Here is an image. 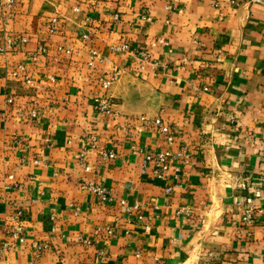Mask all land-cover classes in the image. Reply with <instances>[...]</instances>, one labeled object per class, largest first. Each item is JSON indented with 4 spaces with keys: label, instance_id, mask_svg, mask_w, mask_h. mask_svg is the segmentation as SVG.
I'll list each match as a JSON object with an SVG mask.
<instances>
[{
    "label": "crops",
    "instance_id": "0c3cea01",
    "mask_svg": "<svg viewBox=\"0 0 264 264\" xmlns=\"http://www.w3.org/2000/svg\"><path fill=\"white\" fill-rule=\"evenodd\" d=\"M14 1L0 0V245L15 225L22 238L0 264H264V0ZM115 75L98 113L96 78ZM167 150L184 153L160 180L145 155Z\"/></svg>",
    "mask_w": 264,
    "mask_h": 264
},
{
    "label": "built area",
    "instance_id": "2783aa9c",
    "mask_svg": "<svg viewBox=\"0 0 264 264\" xmlns=\"http://www.w3.org/2000/svg\"><path fill=\"white\" fill-rule=\"evenodd\" d=\"M8 5H13L14 0H6ZM145 20H149V18H144ZM22 41H26V38L21 39ZM128 47L126 45H123L120 47L118 50L120 51H126ZM41 52H46V49L44 47L40 48ZM96 52L92 53L91 56V61L89 62V66L93 67L94 62L96 59ZM36 61V58L33 59ZM15 78L19 79L23 84L33 87L34 86V81L33 79L27 75L25 68L23 66H19L12 74ZM118 79V75H115L111 78H107L105 76H98L96 78V83L98 88L100 89V95L97 96L94 99L95 103V111L98 113H104L106 115H111L113 113V101L112 98L109 96V91L111 88V85ZM51 82H54V78L50 79ZM9 103H12L11 100H8ZM30 117L35 119L37 118V113L32 112L30 114ZM161 130L166 134V141L169 144V146H172L174 144V137L172 134L168 133L167 128L162 127ZM184 151H178V152H173V150H167L166 152H162L156 155L153 154H146L145 159L148 162H152L154 166L157 168V177L158 179L162 180L166 177L169 176L168 172L165 170L169 168V164L171 162H177L181 156L183 155ZM105 158L107 159H113L114 155L112 153L105 155ZM38 163V162H37ZM175 173H178V169L174 168ZM17 184L14 182V177L9 176L7 178V182L4 184V191L5 192H10L13 191L14 189L17 188ZM83 190L88 191L90 193L95 194L103 203H111L113 201V198L111 194L103 187V186H97V185H92V184H84L81 187ZM170 192V189L167 190V193ZM122 205H125V202H122ZM239 207L242 208L241 210V221L242 224L246 227H249L253 225L254 223V208L251 205V199H247L246 202L243 203H238L237 204ZM22 213L17 212L13 216L14 222H18L19 218L21 217ZM5 235L7 236V240H5L2 245H0V254H3L7 251H10L12 248L13 244H17L21 238H22V233L21 229L19 226L15 225L12 226L11 229H7L5 231ZM108 235L111 237H115L114 233L112 230L108 231ZM85 244H88L85 242ZM48 246L44 245L42 247H39L37 249V257L41 253V251L47 250Z\"/></svg>",
    "mask_w": 264,
    "mask_h": 264
}]
</instances>
